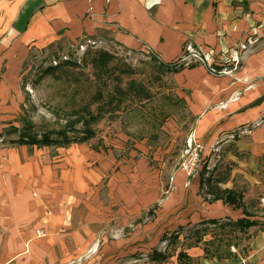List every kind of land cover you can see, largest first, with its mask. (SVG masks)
<instances>
[{
	"label": "rangeland",
	"instance_id": "1",
	"mask_svg": "<svg viewBox=\"0 0 264 264\" xmlns=\"http://www.w3.org/2000/svg\"><path fill=\"white\" fill-rule=\"evenodd\" d=\"M228 2V12L200 19L204 41L186 42L169 62L106 36L23 52L0 110V264H155L154 250L169 256L160 264H264L262 224L198 223L210 189L233 186L250 212L261 203L235 172L247 156L197 132L204 114L264 98V0ZM22 129L92 137L20 145ZM226 252L234 257H209Z\"/></svg>",
	"mask_w": 264,
	"mask_h": 264
},
{
	"label": "crops",
	"instance_id": "2",
	"mask_svg": "<svg viewBox=\"0 0 264 264\" xmlns=\"http://www.w3.org/2000/svg\"><path fill=\"white\" fill-rule=\"evenodd\" d=\"M228 4V0H0V110L6 108L3 100L12 97L15 68L21 65L23 52L28 49L42 50L60 42L106 36L126 47L148 49L169 62L180 55L186 42L204 41L199 35L200 19L209 20L213 10L219 13L220 7L228 12ZM205 26L213 25L208 22ZM260 97L256 93L250 100L237 104L240 108L247 104L240 110L233 106L220 115L204 114L197 130L199 135L205 134L206 145L220 134L225 141L223 145L232 143L239 154L247 156L245 163L237 162L235 172L243 175L249 186L261 191L260 210L250 212L243 206L234 208L218 200L203 209L205 215L200 221L221 218L235 221L244 218L246 211L252 215L251 220L264 227V98L257 102ZM229 113L231 117L227 118ZM242 130L248 133L242 134ZM206 134L210 137L206 138ZM259 161L263 164L261 176ZM49 238L50 254L57 258L62 253L59 240ZM261 240L264 230L256 237V242Z\"/></svg>",
	"mask_w": 264,
	"mask_h": 264
},
{
	"label": "trees",
	"instance_id": "3",
	"mask_svg": "<svg viewBox=\"0 0 264 264\" xmlns=\"http://www.w3.org/2000/svg\"><path fill=\"white\" fill-rule=\"evenodd\" d=\"M59 134L63 137V139H52L49 135H45L42 134L40 136V138H38L36 135H28V131L27 129H22L19 132V138L17 140L18 144H33V145H38V146H47V145H52V144H61L62 142L64 143H68L69 141H85L87 139H89L91 136V133L89 132V130H85L83 132V136H81L80 138H70V140L67 138V134H63L62 132H59ZM203 174V173H202ZM203 177L201 178L200 183H202ZM201 187V184H200ZM206 195H209L210 197H212V202L214 201H218V200H222L224 201V203L227 206L230 207H234V208H240L241 205V198L238 196L237 193H235L233 190L231 189H219L217 188L214 192L210 189V191L208 190V192L206 193ZM211 203V202H210ZM244 218H239L237 220H227L226 223L220 224L217 220H201L200 225L203 226L205 224H210V225H219L220 227H230L233 228V230H239V231H244L246 229H249L251 227H254L256 225H258L257 221L251 220L250 217H252V215H250L248 212L244 211ZM194 231V230H193ZM200 231L204 232L205 228L198 230L196 232L199 233ZM173 238L179 235V232H174L173 231ZM171 237V236H170ZM199 239V238H198ZM210 242L209 241H205V244ZM206 256L208 255V251L204 250ZM214 253V255H210L209 257H216L217 259H228V258H232L234 256H231V254L227 253L224 255H217ZM185 257V254L183 253H179L178 254V259ZM169 258L168 254L165 252H160L158 250H154L152 251V254L150 255V260L155 263V264H160V263H164L167 259Z\"/></svg>",
	"mask_w": 264,
	"mask_h": 264
},
{
	"label": "bare ground",
	"instance_id": "4",
	"mask_svg": "<svg viewBox=\"0 0 264 264\" xmlns=\"http://www.w3.org/2000/svg\"><path fill=\"white\" fill-rule=\"evenodd\" d=\"M197 221V218H196V216H194V217H192L191 219H190V221L189 222H192V223H194V222H196ZM196 224V223H195Z\"/></svg>",
	"mask_w": 264,
	"mask_h": 264
},
{
	"label": "built area",
	"instance_id": "5",
	"mask_svg": "<svg viewBox=\"0 0 264 264\" xmlns=\"http://www.w3.org/2000/svg\"><path fill=\"white\" fill-rule=\"evenodd\" d=\"M241 133H242V134H244V133H248V131H247V130H242ZM261 202H263V200H261Z\"/></svg>",
	"mask_w": 264,
	"mask_h": 264
}]
</instances>
